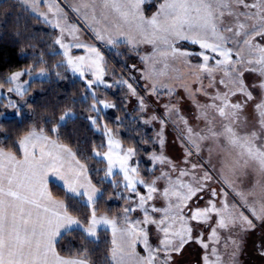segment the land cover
Listing matches in <instances>:
<instances>
[{
	"label": "snow or ice",
	"instance_id": "obj_1",
	"mask_svg": "<svg viewBox=\"0 0 264 264\" xmlns=\"http://www.w3.org/2000/svg\"><path fill=\"white\" fill-rule=\"evenodd\" d=\"M40 2L41 0H23V3L29 5L33 11L38 10ZM141 3L143 0H80L75 11L85 9L82 18L87 27L97 40L108 45L121 42V38L122 42L131 45L133 49L142 43L153 45L152 55L141 57L143 62H151L144 79L151 81L152 95H158L161 89L166 90L169 96L173 94L174 90L158 79L167 75L166 69L169 67L167 58L183 57L187 63V57L192 55L176 48L175 43L187 40L199 45L203 51L196 55L202 58V63L195 65L194 68L196 72L206 74L208 84L205 86L197 76L200 86L190 91L189 95L194 100L198 94L203 95L210 101L204 104L195 101L198 113L196 118L204 121V127L194 131L188 126V121L179 116V109L174 104L164 107L166 115L176 114L179 116L177 122L185 126L184 138L189 146L185 149L184 162L186 164L189 162L187 158L193 155V150L199 155L204 151L202 146L207 145L208 160L205 162L207 167L205 163H193L191 170L181 169L176 180H172L169 173L162 172L160 177L146 182L139 177L138 167L129 166L128 161L135 155V149L121 150L119 141L113 139L111 131L105 126L108 150L103 153V158L107 160V169L102 180L111 177L114 174L113 169L118 166L123 173L125 191L137 197L136 200L131 196L124 197L129 206L124 207L121 213L124 226L118 227L116 218L110 219L107 215L97 216L95 205L98 199L103 198V193L92 185L87 176L86 166L76 159L75 153L57 140L50 139L44 129L37 131L33 128L17 142L20 156L0 147V264H90L87 249L73 257L65 258L57 253L56 244L59 238L73 230H81L85 237L95 238L98 228L102 226L111 227L113 235L112 248L107 257L109 264H129V261L132 264H171L173 256L179 255L184 246L194 239L190 222H207L211 213H215L219 219L209 239L215 237L218 241L216 236L218 228L239 226L242 231L254 229L253 220L243 213H236L235 206L230 208L226 199L221 201L222 206L217 208L215 203L217 190L210 188V182L214 179L212 172L216 173V178L220 182L236 192L256 220L264 221V202L260 203L259 209L254 204L249 205L248 196L252 193L237 192L231 179L244 174L248 169L264 176V96L255 104L258 126L248 131L241 130L246 121L242 115L243 110L247 103L254 99L252 91L243 80V73L257 72L264 78V0H163L158 11L148 19L140 10ZM54 7L57 10L54 15L62 11L53 0L49 5V11H53ZM112 14L122 21V25H117L115 34H112L108 23ZM123 26H127L126 31ZM53 27L60 28L61 37L57 38L55 43L64 49L63 54L67 57V63L72 71L79 72L83 77L82 69L87 64V70L92 71L95 77L87 82L88 87L91 88L93 84H104L103 56L96 47L81 43L76 35L79 29L74 25L62 26L57 21ZM65 30L77 41L72 46L85 48L89 53L87 57L81 56L74 60L69 56V45L62 43ZM208 53L214 55L210 56ZM157 54L163 58L162 61L155 59ZM233 56L236 59H233ZM210 59L214 60V64H209ZM161 62L163 68L157 71L155 64ZM217 70L223 72V77L219 80L214 75ZM23 74L16 72L8 77L6 82L14 83ZM43 74L42 71L40 75ZM217 84L223 85L226 90L221 92L216 87ZM127 86L135 95L132 85ZM252 87H259L264 92V79ZM209 88L216 89L215 93H210ZM8 91L23 95L22 85L19 84ZM238 95L244 97L243 101L233 102L232 97ZM97 103L103 104L104 108L114 107L105 101ZM140 104L143 107V99L140 100ZM10 106L15 107L14 104ZM91 110L99 111L96 103L91 105ZM72 117L73 113L66 111L59 117V121L63 123ZM88 119L96 125L97 118ZM152 119L156 117L153 116ZM163 123L161 120V124ZM51 131L57 132V127H53ZM160 142L163 144L162 138ZM95 155L101 156V153L97 151ZM213 157L217 158L215 165L212 164ZM151 159L153 162L167 163L175 171L176 166L166 157L153 154ZM197 168L202 172L199 176L195 174ZM50 174L58 176L63 181L66 195L71 194L84 199V206L90 209L86 227L81 220L69 214L68 206L63 200L52 197L48 189ZM185 176H190L191 179L184 182L181 178ZM160 179L167 180L168 186L163 191L156 187L157 180ZM137 185L144 186L146 195L140 194ZM119 186V183H113V187ZM206 190L212 197L207 201L208 206L190 210V215L185 216L183 209L187 207V202ZM221 192L227 196L223 189ZM157 193L169 201L165 208L151 207L152 212L163 214L159 220L152 218L149 209L145 207ZM172 197H175V203L171 202ZM137 209L143 211L144 219L130 220V214ZM177 221L180 224L178 229L175 228ZM148 224L156 225L157 230L163 234L159 247L153 248L148 243V230L144 227ZM117 234L120 236L119 243ZM195 240L201 243L202 247H208L200 237H196ZM137 242L143 243L146 256H139L135 252ZM232 244L234 247L230 259L234 260L238 244L235 240ZM161 252L164 254L163 258L160 257ZM212 255L216 256L213 264H218L220 257L215 248L212 249ZM203 259L205 264H209L207 256Z\"/></svg>",
	"mask_w": 264,
	"mask_h": 264
},
{
	"label": "rangeland",
	"instance_id": "obj_2",
	"mask_svg": "<svg viewBox=\"0 0 264 264\" xmlns=\"http://www.w3.org/2000/svg\"><path fill=\"white\" fill-rule=\"evenodd\" d=\"M52 1V0H51ZM61 4L56 5L59 6V9L62 10L56 15H51L44 20L48 25L56 30V38L61 37L60 28L53 27L57 21L60 22L62 26H76L79 29V32L76 33L79 37V41L84 44L95 46L96 49L100 52L103 56V69L104 75L103 80L104 84H93L94 86H99L102 93L97 95V92L92 87L89 88L90 94L93 97L92 104L96 103V107L99 110L98 112L95 111V116L93 118H97L96 127L104 137V149L101 153V158L105 162V170L107 169V160L103 158V153L107 152L108 145H107V136L104 134V128L111 131L113 139L119 141L121 150H126L128 148L134 147H127L124 146L115 131L109 127L105 123L104 119V111L108 108H104L103 104L97 103V101H105L113 105V102L105 97V93L103 91H111L115 92L116 89L119 87H125L127 93V107L135 109L138 116L141 119V124L145 130H150L153 137V142L156 143L157 148L154 146L152 147V151L149 154V159L151 161V165L147 170V176H143L141 174V170L138 167V158L136 157V149L135 155L131 157L128 161L129 166L131 167H138L139 177L146 182H151L155 180L157 177L161 176V173H169L171 175L172 180H176L179 177V171L181 169H188L191 170V165L205 163L208 160L207 154V145H203L204 151H202L199 155L195 154V150H193V155L188 157V163L186 164L185 161V149L188 147V142L184 138V124L178 123L179 116H183L188 121V126L192 127L194 131H199L204 127V121L197 119V108L195 107V101H199L200 104L209 103L210 101L206 96L197 95L195 100L189 95V92L194 90L195 88L199 87V82L197 81V76L200 77L203 84L207 86L208 79L206 74H201L196 72L194 66L202 63V58L197 53L203 51L198 44L196 48L187 47L186 44H192L190 41L187 40H179L175 43V47L180 49L181 51H187L192 55L187 57V63H185V58L183 57H176L173 58L169 56L167 58V63L169 67L166 69L167 75L158 77L159 81L163 82L164 84L168 85L172 88L173 94L171 96L168 95L167 91L161 89L158 95L150 94V83L151 81L144 79V74L148 69V65L151 62L145 63L141 60L142 56H151L153 53V45L142 43L138 44L135 49L132 48L131 45L122 42L115 44V45H108L103 41L97 40L93 34V32L87 27L84 19L82 18L83 13L85 10L83 8L80 9L79 12L75 11L78 7L75 0H70V3H65L66 1L62 2ZM68 2V0H67ZM163 2V0H145V6H140V10L143 16L148 19L151 18L159 9V5ZM53 3V1H52ZM55 9V8H54ZM28 10V9H27ZM57 10L55 9V12ZM54 12V13H55ZM90 15V13H89ZM114 16V14H112ZM40 18V17H39ZM51 21V23L49 22ZM109 27L111 28L112 34H115L117 31V25H122V21H115L110 17L109 20ZM99 27V26H98ZM123 29L126 31L127 26H123ZM62 43L69 45V56L72 57L74 60L77 57H87L89 53L83 47H73L77 41L73 38L72 35L69 34L67 30H65L63 34ZM59 48V52L62 55L63 62L67 66L70 72L74 75L80 77L81 79L85 80L86 83L90 80H93L95 77L93 76V72L87 70V64H85L84 75L83 77L80 75L79 72L74 73L72 71L71 66L67 63V57L64 56V49L57 44ZM231 47V45H229ZM106 53H111L116 58L117 61L126 60L131 56V59L136 60L139 63V69L137 72L133 74H129L128 77H115L114 72H116L115 67L106 69L107 64V56ZM208 55L212 56L214 54L208 53ZM217 59L219 57H216ZM156 60L162 61L163 58L159 56V54L155 57ZM233 59H236L233 56ZM209 64H214V60L209 61ZM163 68V62L156 63L155 69L159 71ZM43 71V75L40 73ZM26 73V78L22 79V75L19 77L17 81L14 83H8L5 86L0 87V102L4 104L6 111H4L0 115V117H6L10 115H20V109L24 106L25 98L23 97L24 93L28 90L29 84L33 79H41L46 77V72L44 70H39L35 73L30 71H17ZM16 73V72H14ZM12 73V74H14ZM195 73V74H193ZM11 74V75H12ZM9 75V77L11 76ZM214 75L217 80L223 77V72L217 70L214 72ZM106 77V78H105ZM262 78L259 73L252 72V71H244L243 73V80L246 85L249 86V90L252 91L254 99L249 101L243 110V117L246 118L245 124L242 126V131H248L253 129L254 127L258 126V114L255 111V104L260 101L261 97L264 96V92L259 87L253 88L252 85H257L261 81ZM119 81H126L125 84L118 83ZM17 84L22 85L23 88V95L17 94L15 91L9 92V88H15ZM128 84H131L132 87L135 89L136 94L133 95L129 88ZM88 85V83H87ZM106 85H111V87H106ZM142 87V89L139 88ZM221 92L225 91L223 85L217 84L216 86ZM187 89V90H186ZM208 91L210 93H215L216 89L209 88ZM143 99L144 105L141 107L140 100ZM243 96H236L232 97L233 102L240 100L243 101ZM10 104H14L15 107H11ZM174 104L179 109V116L176 114L166 115L165 105ZM131 110V109H130ZM131 110V111H132ZM155 116L156 119H152ZM161 120L164 121L161 124ZM147 121V122H146ZM61 123V122H60ZM217 125H219V117H217ZM161 138L163 139V144H161ZM153 154L157 156H164L168 160L172 162L176 166L175 171L172 170L171 165L167 163H160V162H153L151 157ZM217 163V158L213 157L212 164L215 165ZM207 167V164L205 163ZM113 175L109 177V180L118 181L120 182L122 188L123 187V173L120 172L119 167L113 169ZM195 174L197 176L201 175V169L197 168L195 170ZM213 174V181L210 182V188H215L217 190V197L215 198V203L217 208L221 207V201H227L228 205L235 206L236 213H243L244 216H248L249 219L253 220V223L257 227V223H260V227L255 228L253 231L246 230L242 231L239 226L232 227V228H218L216 236L218 237V241L214 237L213 239H209L212 236V229L217 226V221L219 217L215 213L210 214V218L207 219V222H197L191 221L190 225L193 228L192 236L193 240L187 243L182 252L179 255H174L171 264H205L204 257L207 256L209 260V264H213L216 261V256L212 255V249L215 248L217 254L220 257L218 264H264V255H260L254 250H250L247 247L249 242L253 241L254 245L258 242H264V221L256 220L250 213L249 208L243 204L240 197L236 195V192L232 190V188L228 187L226 184H223L216 178V173L212 172ZM105 175V171H104ZM184 182H188L191 177L185 176L181 178ZM233 183L236 186L237 192H244L249 193L251 192L252 195L248 196V204H254L257 209H259L260 203L264 202V176L259 175L257 172L248 169L244 174L237 175L235 177H231ZM167 180L160 179L157 180L156 187L163 191L165 187H167ZM137 189L141 195H146V189L143 185H137ZM223 189L224 192H227V196L225 197L221 192ZM125 190V189H124ZM127 193V191H125ZM202 197V198H200ZM212 198L209 191H205L199 193L196 197H193L191 200L187 202V207L183 209V214L185 216L190 215V210H194L196 208L203 209L207 207V201ZM137 197L135 196L133 200H136ZM171 202L175 203V197L171 198ZM169 201L164 199L159 193L154 195V199L149 201L145 207L149 209V215L159 220L162 217V213L160 212H152L151 207L155 206L156 208H165L167 207ZM97 215H104V214H97ZM110 218V217H109ZM111 219V218H110ZM117 219V218H116ZM119 219V218H118ZM118 227H123V217H120L118 220ZM130 220H143L144 213L140 209L132 212L129 216ZM144 226V225H142ZM148 230V243L153 248L160 246V240L163 238V234L157 230L156 225L148 224L144 226ZM180 224L179 221L176 222L175 228H179ZM106 229L109 231L110 239H111V248H112V230L111 227H100L99 230ZM97 230V234L98 231ZM250 231V232H249ZM252 234V235H251ZM200 237L203 243L208 245L207 248L202 247L201 243L196 242L195 238ZM237 241L238 244V252L235 256L234 260L230 259L231 252L233 250L234 245L232 241ZM117 241L120 242V236L117 234ZM135 252L139 254V256H146L147 253L145 251L144 245L141 242H137L135 245ZM163 252L160 253V257L163 258ZM129 264H132L129 261Z\"/></svg>",
	"mask_w": 264,
	"mask_h": 264
},
{
	"label": "trees",
	"instance_id": "obj_3",
	"mask_svg": "<svg viewBox=\"0 0 264 264\" xmlns=\"http://www.w3.org/2000/svg\"><path fill=\"white\" fill-rule=\"evenodd\" d=\"M56 35L54 28L32 14L18 0L0 1V85H7L9 75L17 71L35 73L42 69L46 72L45 78L30 82L23 95L25 103L20 109V115L0 117V146L18 155L19 139L33 128L38 131L44 129L45 134L67 145L75 153L78 160L87 167L93 184L102 191L103 198L98 199L95 205L97 214L120 219L123 208L129 206L124 197L131 196L133 199L135 194L125 193L118 181L115 182L120 186L113 187L114 181L102 180L105 162L95 152L103 151L104 137L88 119L95 116V111L91 110L93 97L86 81L70 72L63 62L55 43ZM185 46L196 48L194 44ZM106 56V69L115 67V77L134 75L139 69V63L131 59V56L122 61H117L111 53H106ZM26 77L24 73L22 79ZM92 88L97 95L102 93L99 86L93 85ZM139 88L142 89L141 86ZM105 92V97L114 105L104 111L105 123L115 131L124 146L136 149L138 167L141 174L147 176L151 165L148 156L153 146L157 148L152 141V132L143 128L135 109H128L125 87H119L115 92ZM6 110L0 102V113ZM66 111H71L73 117L60 123L59 117ZM53 127H57V132L51 131ZM50 189L55 197L65 202L71 215L84 225L87 224L90 209L84 206L83 198L66 195L65 190L55 183L50 184ZM258 227L260 223L255 226ZM255 246L251 241L246 248L254 250ZM85 249L90 264H109V231L101 229L97 239H91L85 237L81 230H73L59 238L56 244L57 252L65 257H73Z\"/></svg>",
	"mask_w": 264,
	"mask_h": 264
},
{
	"label": "crops",
	"instance_id": "obj_4",
	"mask_svg": "<svg viewBox=\"0 0 264 264\" xmlns=\"http://www.w3.org/2000/svg\"><path fill=\"white\" fill-rule=\"evenodd\" d=\"M0 1H2V0H0ZM25 8H27L32 14H34V15H36V16H38V17H42V19H44L45 18V16L46 17H50L51 15H53L54 14V12H55V9L53 8V11H49V5L50 4H52V1L51 0H41V2H40V4H39V7H38V10L37 11H33L32 10V8L29 6V5H25L24 3H23V0H18ZM61 0H54V3H57V4H61V2H60ZM64 1H66L65 3H70V0H68V2H67V0H62V2H64ZM76 1V3H77V5H78V7H79V2H80V0H75ZM145 0H143V3H141V5L140 6H145ZM141 9V8H140ZM85 10V9H84ZM40 13H43L44 15H40ZM112 19L113 20H115V21H120L118 18H116L115 17V15L114 16H112ZM32 130V129H31ZM30 131V130H29ZM28 131V132H29ZM38 131V130H37ZM27 132V133H28ZM27 133H25L24 135H26ZM23 135V136H24ZM47 135V134H46ZM22 136V137H23ZM50 139H53V140H56L54 137H51V136H49V135H47ZM21 137V138H22ZM20 138V139H21ZM19 139V140H20ZM58 141V140H57ZM58 143H60V144H63V143H61V142H59L58 141ZM63 145H65V144H63ZM65 146H67V145H65ZM1 147V146H0ZM68 147V146H67ZM69 148V147H68ZM6 150V149H5ZM7 151V150H6ZM72 151V150H71ZM73 152V151H72ZM74 153V152H73ZM17 155V154H16ZM21 155V153H20V151H19V154L17 155V156H20ZM76 159L78 160V158L76 157ZM80 163H82L81 161H80ZM83 164V163H82ZM87 168V167H86ZM87 176H88V179L91 181V179H90V177H89V174H88V172H87ZM51 183H55L56 185H58V186H60V187H62L63 189H64V187H63V181L62 180H60V178L58 177V176H53V175H49V177H48V189H49V191L51 192V189H50V184ZM91 183H92V185H94L93 184V182L91 181ZM95 186V185H94ZM96 187V186H95ZM99 189V188H98ZM65 190V189H64ZM51 195H52V197L54 198V199H57V200H62V199H60V198H58V197H55L53 194H52V192H51ZM70 214V213H69ZM71 215V214H70ZM73 216V215H72ZM97 216H102V215H97ZM74 217V216H73ZM76 218V217H75ZM87 226V224L85 225V227ZM98 230H99V228H98ZM97 237H98V234H97V236L95 237V238H91V237H89V238H91V239H97ZM57 251V250H56ZM58 253V252H57ZM59 254V253H58ZM60 255V254H59ZM60 256H62V255H60ZM62 257H65V256H62ZM65 258H70V257H65Z\"/></svg>",
	"mask_w": 264,
	"mask_h": 264
},
{
	"label": "flooded vegetation",
	"instance_id": "obj_5",
	"mask_svg": "<svg viewBox=\"0 0 264 264\" xmlns=\"http://www.w3.org/2000/svg\"><path fill=\"white\" fill-rule=\"evenodd\" d=\"M254 252L264 255V242H258L255 246Z\"/></svg>",
	"mask_w": 264,
	"mask_h": 264
}]
</instances>
